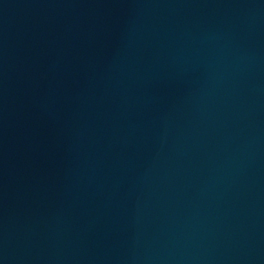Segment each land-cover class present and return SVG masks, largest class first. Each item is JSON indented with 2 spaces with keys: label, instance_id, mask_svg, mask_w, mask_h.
Masks as SVG:
<instances>
[{
  "label": "water",
  "instance_id": "water-1",
  "mask_svg": "<svg viewBox=\"0 0 264 264\" xmlns=\"http://www.w3.org/2000/svg\"><path fill=\"white\" fill-rule=\"evenodd\" d=\"M0 264H264V0H0Z\"/></svg>",
  "mask_w": 264,
  "mask_h": 264
}]
</instances>
